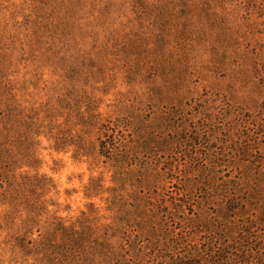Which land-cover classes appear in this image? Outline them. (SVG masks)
Returning <instances> with one entry per match:
<instances>
[{"label": "rangeland", "instance_id": "374dc122", "mask_svg": "<svg viewBox=\"0 0 264 264\" xmlns=\"http://www.w3.org/2000/svg\"><path fill=\"white\" fill-rule=\"evenodd\" d=\"M0 264H264V0H0Z\"/></svg>", "mask_w": 264, "mask_h": 264}, {"label": "trees", "instance_id": "16d2710c", "mask_svg": "<svg viewBox=\"0 0 264 264\" xmlns=\"http://www.w3.org/2000/svg\"><path fill=\"white\" fill-rule=\"evenodd\" d=\"M19 117L20 116L18 115L17 117H14L13 120L11 118H8L6 120V122H5L6 134H8L13 129V127L14 128L17 127V124H19V125L22 124L23 120L19 119V121H17ZM23 124H26V123H23ZM113 149H115V147H113ZM105 150H106V145H103V151L102 152L104 154H106ZM29 206H30V209L34 208L33 203H29ZM29 220H30V223L35 222L33 219L32 213H31V215H27V221H29ZM30 228H31V224L27 225L26 222H24L22 225H20L19 231L20 232L24 231L25 234L30 233V231L28 230ZM25 234H23V235H25ZM80 244H81V241L79 238H76L75 236H73L72 234L70 235L69 233H62V235L60 237H58L57 235H51V234L49 235L48 238L41 237L36 242L35 245H37V247H39V249L44 248L47 245L51 246L50 251H52V252H50V253L53 254L54 250H56V252L59 255H62V254L71 252L74 247H76ZM72 253H74V252H72ZM62 257H63V255H62Z\"/></svg>", "mask_w": 264, "mask_h": 264}]
</instances>
